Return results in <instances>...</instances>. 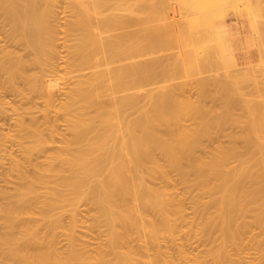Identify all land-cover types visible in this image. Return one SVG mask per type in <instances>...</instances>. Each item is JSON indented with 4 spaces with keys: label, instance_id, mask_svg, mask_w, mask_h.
Masks as SVG:
<instances>
[{
    "label": "bare ground",
    "instance_id": "bare-ground-1",
    "mask_svg": "<svg viewBox=\"0 0 264 264\" xmlns=\"http://www.w3.org/2000/svg\"><path fill=\"white\" fill-rule=\"evenodd\" d=\"M57 1L0 0V29L9 36L6 40L16 41L26 51L0 45L4 46L0 72L7 81L1 79L18 92L21 77L32 95L46 93V107L60 113L70 130L56 144L53 137L46 138L35 114L30 121L25 119L33 109L24 107L18 116L15 139L28 158L35 151H47V161L34 164L30 172L21 158L14 157L12 172L19 180L14 187L1 189L0 253L5 251L20 264H142L132 251H144L147 264L155 259L175 264L159 239L175 228L184 206L182 199L175 202L169 189L149 181V177L170 178L158 154L184 181L209 193L208 199L199 195L194 200L201 229L212 241L220 232L222 242L215 249L219 259L254 225L264 233V99L252 103L243 98L241 104L233 94L235 83L226 77H200L196 100L183 94L186 83L169 81L178 77L180 67L176 60L166 62L168 66L167 56L165 60L159 53L170 22L168 0H154L139 16L132 14L134 0H66L69 17L61 38L67 51L58 62ZM31 65L40 70L30 71ZM59 70L70 73V83L56 107L55 88L65 77ZM139 92L145 93L147 102ZM213 99H220V105L215 100L209 105ZM2 101L3 113L7 108ZM240 107L245 115H240ZM186 118L194 124L187 125ZM224 121L240 128L228 132L230 141L208 148L204 139L225 132ZM82 199L97 208V221L109 229L94 260L80 247L75 229L68 232L66 249L57 245V227L67 226L69 231L71 221L72 230ZM57 207H72L71 220L55 212ZM137 238L143 240L138 248ZM151 246L157 248L152 254ZM184 249L180 254L185 257Z\"/></svg>",
    "mask_w": 264,
    "mask_h": 264
},
{
    "label": "rangeland",
    "instance_id": "rangeland-1",
    "mask_svg": "<svg viewBox=\"0 0 264 264\" xmlns=\"http://www.w3.org/2000/svg\"><path fill=\"white\" fill-rule=\"evenodd\" d=\"M58 1L59 6H57L58 4L56 5V10L57 13L59 12L57 15V19L59 20L57 21V24H59L60 28V40L58 39L59 54L56 60L58 62H62L63 58L61 55L65 54L67 51L66 46H63V38H61L64 36V28L62 27H64L69 17V10H66V8H68L66 0ZM153 1L154 0H134L133 6L135 7V10L132 14L134 16H139V14L141 15L144 11L143 9L149 8L150 3ZM168 1L167 2L170 4L167 3L165 7L168 5V9H165L167 12H170V22L166 29L167 32L164 34L163 49H161L159 53H163L161 54L165 60L167 56L168 60L165 61V63L170 62V64H175L177 62L176 65L178 64L180 67L177 74L178 77L169 79V81L186 83L187 89L184 90L185 92L183 91V94H186L185 96H190L191 99L196 100L198 98L199 90L197 81L200 77H226L235 83V91H233V94H235L234 96L237 101L241 102L244 99L250 98V101L255 103L264 99V0H226L227 4L224 3V0H220V3H223L222 6L218 7V4L215 5L217 0H197L198 6L195 4L196 0H188L189 4L193 3V6L191 4L190 6L186 4L187 0ZM184 1L186 2L184 3ZM146 4H148V6H146ZM210 4L211 6H209ZM195 6L197 7L195 8ZM138 8L141 10H138ZM2 32L4 31H0V45L5 44V47H3H10V49H13L14 47V50H19L20 48L19 52H26H24L22 47L23 45L20 44L23 50L22 51L20 46L15 45L16 41L11 42L12 40H6L9 36H5V32V34H1ZM3 39L4 41H2ZM3 47L0 48L3 49ZM2 49H0V51ZM195 52H199L200 57H195ZM183 63L188 66H184ZM166 64L171 66L169 63ZM30 68H33L32 70L30 69V71L34 72L40 70L38 65H33V67L31 65ZM60 73L65 74V77L64 79H59V87L55 88L56 107H60L62 104V101L66 96L65 90L69 87L70 83L68 76L70 73H65L62 70ZM0 75V101L3 100V105H5L3 106V109L5 110L7 108L5 112H0V135L2 133L8 135L6 137L4 135V139L1 138L0 140L1 201V189L12 188L19 180L17 175L12 172L11 166L14 162V157L21 158L30 172L34 170V164H41L47 161L45 155L47 151H44L43 153L35 151L31 158H28L22 148V144L14 137L19 133L17 121L19 118L18 116L22 117V109L24 107L33 109V113H26L24 117L27 121H30L35 114L38 122L41 124L40 126L43 128L44 135L47 136L46 138H48L49 141H51L50 138L53 137L56 140V144H60V139L64 135L70 134L68 133L70 130L65 124L66 120L60 113L57 114L55 109H48L46 107V93H35V91H33L34 93L32 95L31 89L27 86L28 83H26V81L21 77L19 78L20 80L17 79V81L20 82H17V90L21 88V90L17 92L12 87H9L10 85H7L9 84L8 82L5 84L7 81L5 79L6 74H4V72H0ZM1 78L6 81L4 82ZM22 80L25 82L22 83ZM25 84L28 89L24 86ZM3 85L6 86L4 87ZM7 87L9 90H7ZM25 89H27V91L29 90V94ZM26 93L28 96L25 95ZM37 93H39V95ZM35 94L37 95L35 96ZM139 95L143 103L147 102V97L144 92H139ZM214 100L215 99H213V101L210 100V103L208 104L215 105V103H217V106H219L221 100L217 99L215 100V103ZM207 102H209V99ZM140 105L141 104H139L137 108H139ZM130 108H132V110H138L137 108ZM130 108L128 107V110ZM239 113L240 115L246 114L242 107L239 108ZM185 122L189 126L194 124V120H192V118H186ZM51 125L52 127H57V130L55 129L56 133L55 131H52L54 129H52ZM224 126L226 127V131L222 134L214 132L210 137H206L204 139L205 145L208 148L216 146L221 140H224L225 142L230 141L232 137L228 134V132L232 129L236 130L240 128L239 124H231L229 121H224ZM158 156L167 169L170 178L169 180H164L161 177H149V181L169 189L176 197V199H174L175 202L177 203L179 199H182L184 206L183 216H178L175 220V228L170 232H164L159 239L161 248L165 251L167 257L170 259L172 258L173 261H175V264L181 260H183L182 264H264V233H261L262 230L256 225L242 234V238L238 241L239 244L228 245L227 255H225L222 259L217 257L215 249L218 248L222 242L220 232H215L216 239L212 241L208 234L201 229L198 223L197 209L194 200L195 197L199 195L204 199H208L210 196L209 193L201 191L195 186L184 181L180 172L172 167L166 157L159 154ZM212 209L215 210L214 207H212ZM54 211L59 215L62 214L65 217H63L65 221H70L72 218V207H66V209L57 207ZM59 212H61V214ZM97 214V208L94 207V205H92L88 200L82 199L78 203V215L75 222L76 225H73L72 230H70L72 225L71 221L69 222L71 225L66 222L69 227V231L65 228L67 226L57 227L58 239H56L58 247L61 249H66L68 247L70 242V234H68V232L75 229L77 241L79 240L78 242H81V244L79 243L80 247L82 246L81 248L84 252L87 250V254L90 256L92 255V260H94L93 258L95 257V254H97V252L105 246L109 235L108 226L101 220L97 221ZM142 242V239L137 238L134 241V247L139 246ZM152 247L153 246H151V248ZM183 248H185L184 250L187 253L185 257L180 254ZM156 249L157 248L154 246V248L148 252L152 254L156 252ZM132 252L137 256H140L142 264H147L149 256L144 253V251ZM202 259H204L206 263H204ZM176 261L178 262L176 263ZM161 263V260L155 259L154 264ZM0 264L20 263L3 251L0 253Z\"/></svg>",
    "mask_w": 264,
    "mask_h": 264
}]
</instances>
